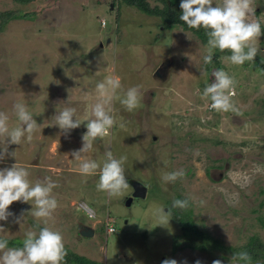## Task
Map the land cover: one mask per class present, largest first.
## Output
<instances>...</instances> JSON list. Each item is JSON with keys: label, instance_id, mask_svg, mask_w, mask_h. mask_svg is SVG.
<instances>
[{"label": "rangeland", "instance_id": "rangeland-1", "mask_svg": "<svg viewBox=\"0 0 264 264\" xmlns=\"http://www.w3.org/2000/svg\"><path fill=\"white\" fill-rule=\"evenodd\" d=\"M254 4L262 27L258 54L264 58V0ZM4 9L13 14L0 20V111L13 127L19 123L13 105L24 103L38 128L30 142L7 145L14 156L5 154L0 169L17 163L28 169L32 183L46 176L59 183L52 191L58 207L48 226L62 233L68 251L101 264H161L165 259L234 264L228 249L191 246L203 237L183 232L172 216L168 224H157L155 208L170 209L171 215L173 199L189 196L194 197L190 216L199 230L226 245H238L251 234L264 241L263 70L250 63L232 65L222 59L224 53L204 64L207 42L178 25L163 28L158 16L122 0H0ZM215 69L234 76L238 113L217 112L203 97ZM109 77L122 85L113 101L116 124L82 157L102 164L109 148L117 158L127 156L125 177L147 185L144 197H132L128 205L130 185L123 197L109 199L97 190L98 175L81 182L79 161L71 153L82 147L86 121L65 134L54 119L64 106L75 107L77 119L90 118L99 98L96 84ZM135 85L142 86L143 97L129 112L119 99ZM181 168L183 179L161 180L164 172ZM79 201L95 215L87 217L76 207ZM25 203L24 209L19 201L9 206L13 215L0 221V235L25 238L27 231L37 230L32 221L44 226L31 215L34 202ZM104 221L112 231L105 230ZM79 225L92 227L93 233L81 235ZM257 262L264 264L259 259L252 264Z\"/></svg>", "mask_w": 264, "mask_h": 264}, {"label": "clouds", "instance_id": "clouds-1", "mask_svg": "<svg viewBox=\"0 0 264 264\" xmlns=\"http://www.w3.org/2000/svg\"><path fill=\"white\" fill-rule=\"evenodd\" d=\"M213 3V0H181L179 5L182 10L179 17L181 21L189 28L205 29L207 45L203 63H212L216 49L221 52L228 50L231 54L222 59L232 65H243L246 61L254 62V58L260 52L258 38L262 34L261 22L254 18V0H222L215 6ZM211 75L214 77L213 82L207 84L203 90V97L210 98L209 107L217 112L238 113L232 100L236 84L234 76L223 69H215ZM141 87V85L130 86L123 92L119 103L127 111L132 112L140 106L143 97ZM121 88V81L116 77H109L103 82H98L96 89L99 98L91 106V117L86 120L77 119V110L71 106H64L54 116L55 124L65 134L86 121L87 131L82 136V147L73 151L71 155L73 159L79 161L78 171L82 176L81 182L86 183L88 177L98 175L97 190L105 192L109 199L123 197L124 191L129 188L124 167L127 156L121 155L117 158L109 148L101 164L96 160L83 158L82 154L91 151L96 139H104L116 124L113 101ZM13 111L19 121L13 127L9 125V115L0 111V138H2L0 139V160L5 158V154L14 156L13 153H7L8 144L19 145L25 138L30 142L38 128L33 113L28 110L26 104L15 103ZM120 127H124V124L121 123ZM29 175L28 169L17 163L0 169V221H6L13 215L8 210L13 202L33 201L35 210L31 212V215L38 221H43L44 226L40 227L38 224L37 230L27 231L21 247H8V240L0 238V264H62L67 255L63 235L59 230L48 226L49 220L53 218V213L58 207V201L52 195V191L60 185L47 176L32 183L28 179ZM185 176L186 171L181 168L164 172L161 180L164 183H171ZM144 186L147 188V185ZM190 200H194V197L173 199L171 208L183 211L189 207ZM199 203L202 204L203 201ZM163 208L154 209L159 225L168 224L171 217L170 209L165 212ZM23 216L22 214L17 217L16 222L21 223ZM3 231L4 228L0 225V232ZM231 259L234 264L241 261L244 264H252V257L247 252L233 254ZM161 264H177V261L165 259ZM183 264L187 262L184 261ZM195 264H202V262L197 259ZM212 264H222V261L215 259Z\"/></svg>", "mask_w": 264, "mask_h": 264}, {"label": "trees", "instance_id": "trees-1", "mask_svg": "<svg viewBox=\"0 0 264 264\" xmlns=\"http://www.w3.org/2000/svg\"><path fill=\"white\" fill-rule=\"evenodd\" d=\"M20 2H27L30 0H15ZM126 4L132 5L136 7L138 10L149 14V15H156L160 18V25L163 28H171L175 25L180 26L183 29L190 30L194 35L201 41L207 42V36L205 29H194L189 28L183 21L179 19L180 15L182 14V10L180 9L179 5L181 0H154V3H149L148 0H122ZM13 14L12 9H4L0 10V20H4L7 16ZM219 53H224L226 55H230L231 53L228 50L221 52L220 50H214L213 59H216ZM251 64L254 67L264 71V58L257 54L253 61H246L244 64ZM171 216L178 222L183 232L190 231L198 236H202L203 239L199 240L198 243L191 244L193 247H197L199 249H207V248H219V249H228L231 251L232 255L239 253V252H247L252 257V262L259 259L260 261L264 260V241H262L259 237L255 234H251L247 237V239L238 244V245H231V244H223L220 239L214 238L213 236L209 235L208 233H204L202 230H199L190 216V208H187L183 211L172 209ZM31 224L37 228L36 221H32ZM40 227H42L39 224ZM0 238H4L8 240V247H21L24 238L18 237H9V236H2ZM67 250V255L62 263H70V264H101L96 262L93 259H90L84 255H80L75 252H71Z\"/></svg>", "mask_w": 264, "mask_h": 264}, {"label": "water", "instance_id": "water-1", "mask_svg": "<svg viewBox=\"0 0 264 264\" xmlns=\"http://www.w3.org/2000/svg\"><path fill=\"white\" fill-rule=\"evenodd\" d=\"M166 61L162 62L158 67L155 68L154 70V74H158V71L160 70V68H164ZM128 184L131 187V191L129 193V195H127V197L125 198V204L128 205L132 199V197H140L143 198L145 195V191H146V187L144 186V184L142 182H140L139 180L133 179V178H126ZM19 205L21 208H26L28 206L27 203L19 201ZM78 232L81 235H91L93 233V228L87 225H79L78 228Z\"/></svg>", "mask_w": 264, "mask_h": 264}, {"label": "built area", "instance_id": "built-area-1", "mask_svg": "<svg viewBox=\"0 0 264 264\" xmlns=\"http://www.w3.org/2000/svg\"><path fill=\"white\" fill-rule=\"evenodd\" d=\"M76 207L78 209L84 211V213L86 214L87 217H93L95 215L94 210L92 208H90L88 205H86V203H84V201L77 202ZM104 225H105L106 231H112L113 230V226L108 224L106 221H104Z\"/></svg>", "mask_w": 264, "mask_h": 264}, {"label": "flooded vegetation", "instance_id": "flooded-vegetation-1", "mask_svg": "<svg viewBox=\"0 0 264 264\" xmlns=\"http://www.w3.org/2000/svg\"><path fill=\"white\" fill-rule=\"evenodd\" d=\"M130 191H131V188H130Z\"/></svg>", "mask_w": 264, "mask_h": 264}]
</instances>
